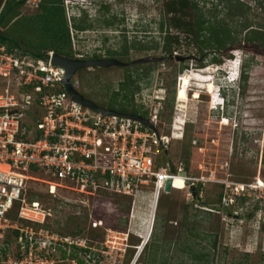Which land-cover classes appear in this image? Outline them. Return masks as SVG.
Returning <instances> with one entry per match:
<instances>
[{
	"label": "rangeland",
	"instance_id": "rangeland-1",
	"mask_svg": "<svg viewBox=\"0 0 264 264\" xmlns=\"http://www.w3.org/2000/svg\"><path fill=\"white\" fill-rule=\"evenodd\" d=\"M193 1L205 17L211 12L220 19L225 16L227 2H234ZM238 1L249 8L245 19L250 25L263 28L264 0ZM37 2L26 0L19 10L20 17L3 31L23 30L20 20L38 12ZM63 4L68 24L71 17L90 22V28L79 32L71 28L75 51L84 58L98 54L124 63L146 56L156 59L128 66L127 70L112 65L79 69L75 73L79 88H75L83 97L105 107L112 92L118 90L119 99L124 97L120 83L128 87L136 84L134 107L146 111L147 117L156 113L155 128L159 133H169L171 123L174 125L167 156L173 162L186 160L191 176L202 180L198 183L201 193L197 202L183 184L173 180L175 189L152 199L150 210L151 193L144 188L127 214L119 212L124 201L120 196L103 201L59 188L51 196L55 201L47 228L71 235L76 225L86 227L83 234L96 238H92L96 240L92 245L97 256L90 257L87 264H126L130 257L128 264H161L162 259L164 264H201L192 260L191 254L177 249L188 242L192 250L205 253V264H264V188L248 189L244 199L231 194L236 184L264 185V49L240 41L221 51L203 50L205 56L201 57L193 40H189L191 36L179 32L178 45H172L167 55L161 49L162 36L177 31L169 28L165 32L167 22L162 30L158 28L161 20L170 16L162 13L163 0H63ZM107 21L110 23L105 25ZM226 27L236 39L243 37L234 22L229 21ZM25 29L23 37L27 35V42H35L32 24ZM16 41L28 48L26 41ZM124 42L125 56L110 55L108 50H120ZM137 42L141 48L132 45ZM213 57L221 62H212ZM229 74L235 75L232 82ZM127 75L138 80L132 85ZM181 75L187 77L183 91V77L178 81ZM28 185L34 189L32 192L46 195L43 183L32 181ZM196 206L211 213L191 215L196 213ZM98 211L107 213L111 224L117 215L127 217L114 230L120 238H105L99 228L89 229L90 221L102 214ZM192 219L196 220L198 236L189 235L187 226ZM213 236L215 243L211 246ZM154 241L155 251L143 249L145 243L151 246ZM100 250L105 252L101 254Z\"/></svg>",
	"mask_w": 264,
	"mask_h": 264
},
{
	"label": "built area",
	"instance_id": "built-area-1",
	"mask_svg": "<svg viewBox=\"0 0 264 264\" xmlns=\"http://www.w3.org/2000/svg\"><path fill=\"white\" fill-rule=\"evenodd\" d=\"M53 55L48 50L34 58L0 44V264H77L68 256L73 250L83 264L97 257L87 238L60 235L45 227L52 210L30 199L34 189L29 182L43 183L51 196L59 188L95 198L102 192L126 196L131 198L132 212L136 196L144 188L151 193L150 210L152 199L165 193L167 178L181 177L189 195L185 180L193 186L202 180L188 175L179 160L173 162L167 156V145L174 138L172 123L170 132L162 134L155 128L156 113L146 117L151 128L71 100L62 84L64 70L52 63ZM73 58L84 56L75 51ZM75 77L74 73L69 83L79 92ZM39 173L43 176L36 175ZM262 188L264 185L236 184L231 194L245 196L248 189ZM89 224L102 228L105 238H120L100 219Z\"/></svg>",
	"mask_w": 264,
	"mask_h": 264
},
{
	"label": "trees",
	"instance_id": "trees-1",
	"mask_svg": "<svg viewBox=\"0 0 264 264\" xmlns=\"http://www.w3.org/2000/svg\"><path fill=\"white\" fill-rule=\"evenodd\" d=\"M234 2H227L225 7V16L223 19L215 17L213 13H208L207 16H204V13L201 12L200 8L198 7L197 3L193 0H163V9L162 13L164 15L170 14L168 19H162L159 23V30H162L163 25L167 22V25L164 28V31L167 32L169 28H174L177 33L176 34H169L166 33L162 36L161 40V49L168 54L171 53L172 45H178V34H185L187 36H191L189 40H193L195 45L197 46V51L201 54V57L205 56L203 50L206 49H214L221 51L225 49L228 44L238 43L242 41L246 44H255L258 48L264 49V27H253L250 25L248 19H245L247 14V10L249 9L246 5L242 4L238 0H233ZM26 0H0V44H3L7 50L15 49L22 54H26L28 56L39 58L44 56V52L48 50H52L55 54L73 58L75 51L72 49L71 46V35L69 28H72L75 32H79L85 29L90 28V22H86V20H77L74 17H71V22L68 24L66 19L65 11H64V4L63 0H38L37 8L38 12L35 13L33 16L25 17L21 19L23 25V30H16L12 28L10 32L3 31V28L8 25L11 21H16L17 18L20 17L19 10L24 5ZM19 15V16H18ZM18 16V17H17ZM17 17V18H16ZM70 20V19H69ZM234 22L235 26L239 27L238 32H243V37L236 39V37L231 36L230 30L226 27L228 22ZM30 23L33 26L34 35L37 37L36 41L33 43L27 42L28 37L25 35L23 37L22 33L25 32L27 29L25 27ZM110 22H105V25H108ZM27 33V32H25ZM231 33V34H230ZM236 33V32H235ZM24 38V40L22 39ZM16 38H20L21 41H26L27 47L24 48L16 41ZM137 44L138 48L142 47V44L137 42L133 43L132 45ZM110 55H118V56H125L127 54V47L126 43L124 42L121 45L120 50H108ZM230 54H232L230 52ZM101 58L100 55H91L90 59H99ZM228 60H231L230 57H227ZM220 63L221 61L216 58H212V62ZM199 62L202 59L198 60ZM126 70L129 69L128 67L125 68ZM185 73V71H184ZM241 76L243 79L244 75L241 72ZM142 77V76H141ZM181 75L178 81L182 78ZM182 82V91L186 86L187 77L184 76ZM242 79V80H243ZM137 79H131L129 75H127V81L132 85L135 84ZM120 90L125 93L123 98L118 97L119 92L118 90L114 91L108 97V106L105 108L113 109L122 113H129L134 115H140L144 118L147 117L146 111L139 110V108L134 107L133 105V96L134 92L138 90L137 85L135 84L132 87H128L127 83L124 82L120 83ZM83 96V95H82ZM34 137H37V132H34ZM179 160V159H177ZM180 161V160H179ZM181 162V161H180ZM183 165V169L187 172L188 175H191L188 171L187 161L181 162ZM30 172H34L32 169ZM201 192V187L198 185L194 186V200L199 201L198 193ZM100 196L97 198H102L103 201L108 199L109 197L120 196L121 199L124 198V201L119 205L120 211H125L127 214L130 209V202L131 198L121 195H112L108 193L102 192L99 194ZM244 199L243 196H239ZM30 199H35L44 205L45 207L52 208L54 206L55 199L51 198L49 194H41L40 192H31ZM137 197L135 203L137 201ZM221 200V193L217 194V201L220 203ZM107 201V200H106ZM115 205V204H114ZM117 205V204H116ZM117 207V206H115ZM121 208V209H120ZM196 213L191 215L197 214H209L211 211L200 209L199 207L193 208ZM97 213H102L101 215L97 216L96 219H100L103 222L105 227H109L112 230H117V226L119 222H125L127 217L122 218V215H117L115 223L108 222V214L103 213L102 211H98ZM194 217V216H193ZM186 218L185 216L183 217ZM188 222V221H186ZM183 224V219L182 223ZM48 224L45 225L47 227ZM196 224V220L192 219L189 225L187 226L189 235L198 236L197 229L194 227ZM86 227L81 225H76L73 231H71V236H81L85 237L89 240V244H93L96 242L95 236L91 238L87 236V234H83ZM90 230H95L96 228H89ZM104 233L102 228H99ZM97 231V230H95ZM86 233V232H85ZM60 234V233H59ZM63 235V234H60ZM92 238H94L92 240ZM92 241V242H91ZM98 242V241H97ZM101 243V242H100ZM215 243V236L211 241V246H214ZM179 252L182 253H189L191 254V259L194 260L196 263L205 264L207 260V256L202 250H192L190 247V243H182L176 246ZM149 249V251H155L156 249V242L150 246L145 243L143 249ZM80 251H84L83 248H78ZM64 252H62V255ZM69 257H72L76 260L77 264H83L84 260L81 258L76 250H73L69 253ZM127 256V255H126ZM125 256V257H126ZM131 260L128 259L127 263ZM161 264H164L165 260L162 259Z\"/></svg>",
	"mask_w": 264,
	"mask_h": 264
},
{
	"label": "water",
	"instance_id": "water-1",
	"mask_svg": "<svg viewBox=\"0 0 264 264\" xmlns=\"http://www.w3.org/2000/svg\"><path fill=\"white\" fill-rule=\"evenodd\" d=\"M156 60L153 57H142L139 59H135L130 62H120L115 58H99V59H74V58H69L61 55H57L54 53L52 57V63L57 64L61 66L64 70V78L62 81V84L67 91V93L70 95L71 100L88 107L94 111L100 112L105 115H117V116H122V117H128L134 120H137L143 125H147L151 128L152 125L148 123L146 118H143L140 115H134V114H129V113H122L113 109H108L102 106H99L92 102L91 100L85 98L80 94L78 91H76L69 83L70 77L76 73L77 70L82 69V68H92V67H107V66H122V67H128L132 66L135 64L139 63H145V62H151ZM181 176H185V172L180 173ZM170 183H171V178H167L164 182L163 185V191L165 193H168L170 191ZM185 185H189V189L194 196V186L191 184V181L189 179L185 180ZM132 263V262H131Z\"/></svg>",
	"mask_w": 264,
	"mask_h": 264
},
{
	"label": "bare ground",
	"instance_id": "bare-ground-1",
	"mask_svg": "<svg viewBox=\"0 0 264 264\" xmlns=\"http://www.w3.org/2000/svg\"><path fill=\"white\" fill-rule=\"evenodd\" d=\"M234 76H235V75L229 74V76H228V77H229L228 79H230L229 82H232V81H233ZM171 180H172V181H173V180H177L179 183L183 184V180H182L181 177L176 176V177H174V178L171 179Z\"/></svg>",
	"mask_w": 264,
	"mask_h": 264
},
{
	"label": "clouds",
	"instance_id": "clouds-1",
	"mask_svg": "<svg viewBox=\"0 0 264 264\" xmlns=\"http://www.w3.org/2000/svg\"><path fill=\"white\" fill-rule=\"evenodd\" d=\"M84 59H87V58H84ZM229 72H230V70H229ZM228 74V73H227ZM227 77V76H226ZM234 80V79H233ZM80 93V92H79ZM81 94V93H80Z\"/></svg>",
	"mask_w": 264,
	"mask_h": 264
}]
</instances>
